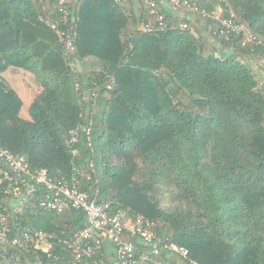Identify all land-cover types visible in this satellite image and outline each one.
<instances>
[{"label":"trees","instance_id":"trees-1","mask_svg":"<svg viewBox=\"0 0 264 264\" xmlns=\"http://www.w3.org/2000/svg\"><path fill=\"white\" fill-rule=\"evenodd\" d=\"M59 1L0 0V145L54 176L70 178L74 163L81 190L151 219L159 238L190 252L162 251L144 264H264V0H188L206 10L194 22L162 6L176 25L166 31L141 29L156 23L147 0H72L69 60L46 23L61 19ZM219 9L255 41L241 33L226 42L212 19ZM18 70L37 88L31 120L10 80ZM79 126H91L92 147L84 132L74 158L67 141ZM27 205L10 207L11 237L86 226L82 212ZM36 253L0 248V264H35Z\"/></svg>","mask_w":264,"mask_h":264},{"label":"built area","instance_id":"built-area-1","mask_svg":"<svg viewBox=\"0 0 264 264\" xmlns=\"http://www.w3.org/2000/svg\"><path fill=\"white\" fill-rule=\"evenodd\" d=\"M117 2L120 3L122 0ZM146 2L156 23L143 25L141 29L144 31H166L176 28L172 20L161 13L162 6L174 9V16L178 15L191 22L195 21L197 14H206V10L199 9L188 0H147ZM59 4L61 19L55 23L47 19L46 23L58 33L61 42L65 45L66 58L69 60L75 49L78 18L72 0H60ZM189 11L193 13L188 14ZM221 15L222 9H219L213 14L212 19L220 21L221 35L225 37L226 42H230L231 38L241 33L248 42L255 41L256 38L250 31L235 21L233 14L224 19ZM188 21L181 22L179 28L188 29ZM70 67L75 76L80 74L76 63L70 62ZM84 132L92 147L91 126L88 128L79 126L69 133L67 144L74 158L78 154L76 146L80 144ZM0 163L4 165V168L0 169V248L3 251L7 252L12 247L29 253L39 252L41 254H35V264H144L149 261L150 255H159L162 251L183 258H188L190 254L186 247L171 243L169 239L159 238L155 223L151 219L143 215L129 218L124 210L115 211L112 203L100 202L98 190L93 197L87 191L81 190L78 179L79 169L74 163L70 178L54 176L47 169H32L25 158L14 155L1 145ZM91 166L94 167V164L92 163ZM9 198L11 202L9 205L5 204L6 199ZM31 199L36 200L40 212L56 214H64L68 211L82 212L86 216V226L72 235L26 227L22 232H16L14 237H11L14 229L10 223L12 216L10 207L17 213L25 206L29 208L27 202ZM126 232L130 233L132 238L138 237L141 245L125 240ZM107 247L112 249L108 250ZM55 248H59L67 255L56 254ZM42 254L47 256V260ZM106 257L111 259L106 261ZM20 263L19 257L13 262V264Z\"/></svg>","mask_w":264,"mask_h":264},{"label":"crops","instance_id":"crops-1","mask_svg":"<svg viewBox=\"0 0 264 264\" xmlns=\"http://www.w3.org/2000/svg\"><path fill=\"white\" fill-rule=\"evenodd\" d=\"M31 77H32L31 74L26 75V74L24 73V71H21V70H18V71L16 72L15 78H14L13 76L11 77V79L14 78L15 81L17 80L18 85L21 84V87H20L21 90H20V91L26 92V96H25V97L28 98L29 108H30L31 104H32L33 101H34V99H35V94H36V92H37V88H36V86L33 85V88H32V87H30V85H27L26 80H28V81H32V80H31ZM20 91L18 90V92L20 93V96L23 98V101H24V108H25L27 101H26L25 97H23V96L21 95V92H20ZM29 114H30V113H29ZM23 118H24V117H23ZM24 119H26V120L30 119V120H31L30 115H28V118H24Z\"/></svg>","mask_w":264,"mask_h":264},{"label":"rangeland","instance_id":"rangeland-1","mask_svg":"<svg viewBox=\"0 0 264 264\" xmlns=\"http://www.w3.org/2000/svg\"><path fill=\"white\" fill-rule=\"evenodd\" d=\"M10 80H11V83L13 84V86L16 87V88L20 91V90H21V89H20L21 84L18 85L17 80L15 81L14 78L11 79V77H10ZM26 82H27V85H30V87H32V88H33V85H35L34 81H28V80H26ZM39 86H40V85H39ZM20 92H21V95H22L23 97L26 96V92H23V91H20ZM25 99H26L27 103H26V106H25V108H24V110H23V112H22V117H24V118H28V115H30V114H29V104H28V98L25 97ZM32 104H33V103H32ZM32 104H31V105H32ZM30 107H31V106H30ZM30 118H31V116H30ZM28 120H30V119H28Z\"/></svg>","mask_w":264,"mask_h":264}]
</instances>
